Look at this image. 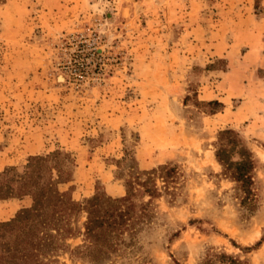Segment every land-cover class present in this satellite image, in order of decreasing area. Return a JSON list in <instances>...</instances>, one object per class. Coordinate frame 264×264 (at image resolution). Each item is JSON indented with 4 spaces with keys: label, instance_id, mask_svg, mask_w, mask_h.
I'll return each instance as SVG.
<instances>
[{
    "label": "rangeland",
    "instance_id": "1",
    "mask_svg": "<svg viewBox=\"0 0 264 264\" xmlns=\"http://www.w3.org/2000/svg\"><path fill=\"white\" fill-rule=\"evenodd\" d=\"M245 2L0 0V172L64 151L74 167L58 188L82 201L96 187L125 194L117 173L126 164L115 162L126 155L144 170L174 164V194L152 201L140 254L149 264H198L213 248L264 264V239L242 249L264 235V50L259 27L241 20ZM250 3L258 17L261 0ZM221 129L252 152L250 205L215 160ZM54 258L87 264L64 249Z\"/></svg>",
    "mask_w": 264,
    "mask_h": 264
},
{
    "label": "trees",
    "instance_id": "2",
    "mask_svg": "<svg viewBox=\"0 0 264 264\" xmlns=\"http://www.w3.org/2000/svg\"><path fill=\"white\" fill-rule=\"evenodd\" d=\"M208 104H218L216 100ZM214 155L221 173L236 184L240 203L250 205L254 198L251 189L253 155L237 134L221 129L216 134ZM235 156L237 157L235 159ZM126 164L123 179L125 194L112 197L95 188L82 201L58 188L71 181L74 163L64 151L53 150L27 158L20 169L6 166L0 172V202L10 198L28 197V207L18 208L0 222V264H55V254L65 250L70 259L87 264H111L117 258L136 257L149 264L140 254L138 240L155 219L152 201L162 193L174 194L178 170L174 164L164 163L155 168L139 169L134 155H126L115 162ZM137 191L147 196L137 201ZM84 217L79 227L80 216ZM80 237V244L71 249L65 241ZM264 235L251 246H257ZM198 264H247L243 259L223 251L208 248Z\"/></svg>",
    "mask_w": 264,
    "mask_h": 264
},
{
    "label": "crops",
    "instance_id": "3",
    "mask_svg": "<svg viewBox=\"0 0 264 264\" xmlns=\"http://www.w3.org/2000/svg\"><path fill=\"white\" fill-rule=\"evenodd\" d=\"M261 3L263 5V11L261 12L260 15H258V17H255V15L253 13H251V9L252 5L250 3V0H246L245 4L243 5L244 7V13L241 14V20H245V21H252L253 24L255 26H257V28L259 27V29H256V32H252L255 33L256 37H260V45H261V49L264 50V0H261ZM249 31V29H247ZM259 30V31H258ZM246 52H248V49L246 50ZM263 52V51H261ZM217 55V54H216ZM225 55H228L227 53H225ZM213 97V96H210ZM217 97V96H215ZM217 98H221L217 97ZM210 99V98H208ZM110 188H113V186H110ZM119 190V189H118ZM120 194H118V196H121L123 192L119 191ZM30 204V199L28 197H22V198H10V199H6L0 202V212L1 214L4 215L1 216L0 222H2L3 220L8 219V217L10 215H12V213L20 208V207H28Z\"/></svg>",
    "mask_w": 264,
    "mask_h": 264
}]
</instances>
